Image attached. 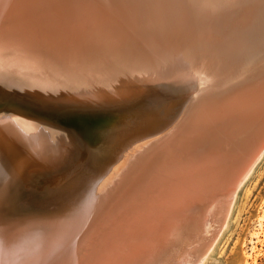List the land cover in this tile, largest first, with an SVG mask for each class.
I'll return each instance as SVG.
<instances>
[{
    "label": "bare ground",
    "instance_id": "obj_1",
    "mask_svg": "<svg viewBox=\"0 0 264 264\" xmlns=\"http://www.w3.org/2000/svg\"><path fill=\"white\" fill-rule=\"evenodd\" d=\"M121 1L122 3H120L119 0H0V65L6 64V60L10 59L11 55H19L22 57L20 58L21 62H19V66L21 64L26 67L32 66V64H36V66H45L46 64L49 66L55 65L54 67H56L57 70L59 66H61L64 73L67 72V74H71L72 76L75 75L78 80L77 82H84L83 80H85V82L88 83L87 81L92 80V82L98 83L99 81H104L99 83H107L112 81L105 72L101 73L97 72L95 69L93 70L90 60H92L91 58L96 54H103L104 51H109L110 49L114 50V47L117 46L115 42L121 35V33H118L119 31L122 33L132 32L128 29L122 31L119 28L122 26L121 24H124L122 22L126 23L127 21L124 17V20L122 19L123 9H127V7L132 4L135 5V3H131L127 6L123 0ZM210 2L213 3V6L211 9V18L206 21V23H208V30L203 33L197 32V35L193 39L189 57L187 56L184 60L187 64L190 77L171 80L172 82L176 81L174 83L176 89H180L183 94L181 97V106L177 109V113H175L173 120H170L172 115V113H170V116H167L168 118H164L165 123H167L161 124L164 122L163 121L160 123V126H158L157 129L161 130L158 134L153 137L149 135L148 140H142L140 138L141 141L136 143L138 145L134 146V144H132V146L129 147L127 151L124 150L120 156L117 155L119 151L113 155L114 165H112L111 168L105 166L108 167L106 168L108 175H102L100 177L98 173L95 183L92 184L93 187L89 188L88 191L80 193L79 199L81 200L78 202H73L72 205L65 206L60 211H56L57 213L45 214L44 211H46L47 208L50 209L49 205L44 206L42 204L37 208L35 205L36 203L33 204L35 201L33 202L32 198L33 192L36 191V195L38 192L43 191L48 182L54 177H57V174L63 169L72 168L76 163L78 164L80 161L82 163L87 157L90 159L94 156L93 159L95 160L96 158L99 161L102 159L97 154L98 150H96V152L91 149L92 146L87 148L86 146L88 145H81L82 137L79 133L82 134V132H75L72 127L71 129L73 130L66 129L65 123H54L55 120L51 119H58V115L55 113L54 116L50 117L51 119L44 117V115L50 116V113L42 112L33 115L30 110L31 107L29 108L30 113H28L29 111L26 112L24 109L22 111L20 107L19 111L17 109L18 107H15V105L13 106L15 114L16 112L18 114L21 112L27 115L31 114L32 118H34L31 119V121H28L29 118L28 120L10 119L6 120V122L0 121V264H51L52 260L57 258L63 263L65 261L63 259L66 258L68 253L82 251V253L86 254L93 239L102 233L103 241L106 243L103 245L105 247H113L114 250L119 247H125V252L128 254L126 262H129L132 257H134L133 260H135L136 256L148 250L147 248H143L145 246L143 242L151 239L148 238L147 235L144 241H135L130 234L137 226L139 227L140 224L142 226H149V222H153L151 218H155L156 215L161 219L164 216L166 217L168 213L174 215V213H178V211L181 212V209L187 205L186 203L188 201H199L211 195V192H213L211 189H213L212 187L214 185H211V188H209L210 190L203 191L202 182L204 181V183H206V179L203 178L207 174L204 173V171H206L204 166L206 164H212V167H210L212 172L215 166V158L210 157L211 159L214 158V160L212 159L213 163L204 160V153L209 154V152L214 151L215 147H219L220 150H222L226 144H228L227 147L229 148L232 146L231 149H234L235 146L239 147L240 144H236V142L241 143L245 137L248 138L249 134L247 135V133L250 129L247 128L246 134L243 132H236L235 134L231 132V124H227L230 123L227 121L228 119L224 121V117H221V119L216 117L218 122H223H219V124L214 126L209 124L208 122L210 121L207 119L210 118L211 123H214L213 116L224 109L222 108L223 106L218 104L220 99H224L226 96L230 95L229 98L221 101L222 105H224V103L233 100V97H239L244 93H247L245 96H251L257 92L255 88L258 81L262 82L259 84H264V17L249 20L248 24H250V26L242 25L239 22L238 24H232L231 22H227L225 14L228 11L227 9H230V7L234 5L233 0H220L219 2L210 0ZM155 15L158 16L159 14L155 13ZM128 19L131 21L130 18ZM156 20L157 21H151L154 27L156 24L158 26L160 23L158 22V20H160L159 18H156ZM130 21H127V23ZM182 26L184 27L183 23H180L178 25V30H180ZM85 29H87L86 31L91 30L87 33L91 38H84L83 31H85ZM178 30L176 29V31H174L177 33ZM150 32H152L151 34H157L160 32V28L158 27L156 31L153 30ZM136 33L142 37L140 32L137 31ZM163 35L164 34H162L161 37H163ZM142 41H145L144 44L146 43L145 39H142ZM211 41L212 44H214L212 50L207 47ZM147 43H149L148 40ZM144 44L138 48L129 49L126 47V51L132 50L128 51V55H133V52L147 46ZM226 46H230V48L227 49ZM224 47H226L227 51H224ZM219 48L224 51H222L223 59L221 66H219L221 60L213 55ZM53 57L55 58L53 59ZM231 59L235 62H230V65L229 61ZM56 62H58L57 66ZM227 63L228 65H226ZM222 65H225L226 68ZM118 67H109V69H112L110 73L114 74V72H119ZM96 69L99 68L97 67ZM178 73L179 72H177V74ZM77 76H79V78H77ZM155 78L152 79L150 74L143 75L141 73L140 79L138 77L139 80L128 86L125 91L128 94L129 92L131 93L132 99L138 91L147 87V84L155 82ZM176 78H179V76ZM125 91L122 93L115 91L108 92L107 94L103 92L100 94H90L94 97L82 93L78 98L84 101L92 98L89 101H92L94 104L95 101L98 102L101 99H122L119 96L126 93ZM200 92L203 94L201 100L195 98ZM122 100H125V98ZM167 102L170 103L173 112L176 108V104H171V100ZM241 102L243 101L235 104L238 106ZM9 104L11 105V103ZM91 108L92 107H89L88 109L90 110ZM61 115L67 118L70 117L69 115H65V113H61ZM156 119L160 120L159 117H156ZM57 123L58 125L60 124L61 127L56 126ZM87 123L84 125L88 126L89 123L88 125ZM214 127L220 128V131L223 132L220 134L216 133L220 137L215 135L216 138L214 137L213 139L209 138L210 140L207 141H201L203 140V134L209 132L210 137L214 135L212 131ZM255 128L254 141L258 140V142H255L253 145L258 146L254 148L252 146L250 152L247 151V153L245 152L243 155L236 156L234 161L232 160V162L228 164V172L226 171L220 176L222 178L218 189H221V194L222 191H225L228 195L234 194L232 199H234L242 181L248 176L255 163L264 152V144H261L262 137L258 134V132H262L261 135L264 134V130H259L258 127ZM145 132L147 131L145 130ZM197 133H201L202 135ZM87 134L89 136V132ZM148 134L150 133L148 132ZM209 135L205 137H209ZM121 144L124 143L121 142ZM226 148L224 152H229L230 150H226ZM239 150L240 154L244 151L241 147H239ZM89 152H92L93 156ZM215 154L214 152L212 153L214 156ZM75 156H79L77 159L78 161L76 160V163L68 166L69 161ZM112 157H108L109 160H111ZM217 157H219V155H217ZM109 160L106 159V161H101V166L107 161L109 162ZM62 172L61 174H64ZM99 172L101 173V170ZM103 172L106 171L104 170ZM159 175H161V178L164 176L162 182L160 179L158 184L153 185L155 183L153 181H155L156 177ZM172 175L177 178L176 186H178L179 189V191H177L179 195L175 197L171 195L176 188L165 185L167 176ZM199 175H203V177L201 178ZM180 176H182V178ZM230 178L232 180L237 178L232 183L235 187L229 186L228 181L231 180ZM144 184H147V186L142 188ZM208 185L210 186V184ZM216 186L215 189L217 188ZM167 189H169V193ZM219 193L220 192H218V194ZM84 195L88 196L85 197ZM226 197L224 198L227 201ZM129 199L133 201L132 207L135 206L132 211L131 209L128 210L129 222H131L129 224L130 234L129 236H122L111 243L110 237L116 234L117 227L120 228L114 221L118 219L122 212L126 211V207L129 206L126 204V201ZM232 199L230 200L233 202ZM28 200L32 202L33 206L30 205L26 207L28 206ZM205 202L207 203V201ZM232 202H230L231 205ZM207 206L208 208L211 207L212 210L214 204L213 206L207 204ZM220 206L222 207V204ZM198 208L199 207H197V209ZM204 208L205 207H202L201 209L204 210ZM229 210L227 211L228 215ZM203 212L200 213L204 214ZM16 213H19L17 214L19 216L13 218L12 216L14 214L16 215ZM221 217L224 219L226 218L224 216ZM126 220H128V217ZM206 220V222H208L209 219L206 218ZM215 221L218 220L215 219ZM225 224L226 220L224 226ZM114 227L115 229H113ZM123 227L127 229V227ZM111 230L114 233H111ZM186 235L181 236L185 237ZM99 237H101V235ZM187 239L189 238L185 240ZM203 240L205 239L203 238ZM176 241L178 240L176 239ZM205 242H207V240ZM208 243L210 242H207L209 246ZM213 244L212 242V246ZM93 253H95V251H93ZM97 253L99 256V251L95 254ZM203 253L202 255L205 256L206 253ZM186 255L188 254L185 253V256ZM195 256L196 255H194V257ZM93 257L98 260L97 262L100 261V257L96 258L94 255ZM193 261L199 264L194 258ZM193 261L190 262L194 263ZM184 262L183 264H185Z\"/></svg>",
    "mask_w": 264,
    "mask_h": 264
},
{
    "label": "rangeland",
    "instance_id": "obj_2",
    "mask_svg": "<svg viewBox=\"0 0 264 264\" xmlns=\"http://www.w3.org/2000/svg\"><path fill=\"white\" fill-rule=\"evenodd\" d=\"M119 1L120 3H122L121 0ZM142 1L143 0L132 1V3H135V5L132 4L130 6L132 9H134L135 7L136 9H139L140 6L142 7L140 11H137V13H135L134 11L131 12L127 9L123 10L122 19L124 17L125 20L130 21L128 19L130 18L131 21L128 23L127 21L126 23L122 22L124 24H121L122 26H120L119 29H121L122 31L128 29L132 32L122 33L118 30V33H121V35L115 42V44L117 45V49L115 48L116 51L112 49H110L109 51H104L103 54L94 55V57L91 58L92 60H90L93 70L95 69L97 72L101 73L105 72L108 78L112 80L110 82L99 83L104 82L99 81L97 83L90 80L87 81L88 83H86L83 79L82 80L84 82H77L78 80L76 79L75 75L72 76L71 74H67V72L64 73L61 66H59L58 70L56 69V67H54L55 65L49 66L48 64H46L45 66H36V64H32V66L28 67L21 64L19 66V62H21L20 58H22L19 55V57L17 55H11V58L6 60V64L1 63L2 65H0V121L6 122V120L10 119L28 120V118V121H31V119H34L32 118L31 114H29L30 116L22 112L20 114L16 112L15 114L13 110L14 105L15 107H18V110L20 107L22 108V111L24 109L26 112H28L29 108L31 107L30 110L33 115L35 113L38 114L42 112L50 113V116L44 115V117L47 118L54 116L55 113L58 115V119L56 120L50 118L51 120H55V122H52L65 123V126L67 127L66 129H74L75 132L81 131L82 134L79 133L82 137L81 145H88L86 146L87 148L89 146H92L94 149L92 147L91 149L95 151L98 150V152H96L98 156L102 158L100 161L96 158L94 160L92 152H89L93 156V158L88 159L87 157L82 163L80 161L77 164L76 160L79 158V156H75L68 163V166L76 163V165L72 166L73 169H78V172H76L75 176H69V173L74 172L71 167L67 169L65 168L62 170L63 172L60 171L57 174L58 179L57 177H54L56 179L53 178V181L51 180L50 182H48L43 191L38 192L36 195V191L33 192L32 201H35L33 204L36 203L35 205L37 208L42 204L44 206L49 205L50 209L47 208L48 211H44L45 214L57 213L65 206H70L73 202L76 203L81 200L79 199L78 195L79 192L81 193V191L75 192L76 196L72 197V192L74 190V188L72 187H74L73 182H75L74 178L79 177L80 179H86L85 181L88 180L89 184L86 188V191H88L89 188L93 187L92 184L95 183L98 173L100 177L102 175H108V171L106 168H111L112 165H114V159L112 157L113 155H115L119 151L117 155L120 156V154H122L124 150L127 151L128 148L132 146V144H134V146L138 145L136 143L141 141V139L148 140L149 135L153 137L158 134V132L161 130H158L157 128L158 126H160V123L164 121V118H168L167 116H170V113H172L170 120H173L175 113H177V109L181 106V97L183 96L182 91L180 89H176V86L174 84L176 81L172 82L171 80L190 77V73L187 70V64L184 60L187 56L189 57V53L192 49L193 39L197 35V32H207L208 23H206V21L211 18V9L213 3H211L210 0H144L145 3L141 5L143 3ZM217 1L219 2L220 0H215V2ZM155 13L159 15L157 16L155 15ZM156 18L160 19L158 20V22L160 23L158 24V26L156 24V26L154 27L153 24H151V21H157ZM180 23H183L184 27L182 26V28L178 30V25ZM158 27L160 28V32L157 34H151L152 32L150 31H156ZM175 28L178 30L177 33L175 32ZM137 31L142 34V37L140 35H137ZM162 34H164L163 37H161ZM142 39L146 40L145 44V41H142ZM147 40L149 43H147ZM143 44L147 46H144L140 50L133 52V55H128V51L132 50L126 51V47L129 49L138 48ZM57 65L58 62H56V66ZM108 66H119V72H114V74H111L110 72L112 71V69H109ZM95 67H98L99 69H96ZM177 72L179 73L177 74ZM141 73L143 75L150 74V76H152V79L156 77L155 82L158 83L153 82L147 84V87L142 88L137 92L138 95L136 94L131 99V93L129 92L128 94L125 90L126 88H128V86L140 79ZM178 76L179 78H176ZM77 78H79V76H77ZM115 91L120 93L125 91L126 93L119 96L122 99L125 98V100L109 98L104 100L101 99L98 102L95 101V103L93 104L92 101H89L92 98H87L88 100L85 101L78 98L82 93L90 95L93 93L100 94L101 92H103L107 94L108 92ZM90 96L94 97L92 95ZM165 96L167 97V99ZM168 100H171V104H176V108L173 112L171 110L172 108L170 107V103L167 102ZM82 102L84 105L82 104ZM9 103H11V105ZM62 106L65 107L63 108ZM89 107L92 108L89 110ZM28 113H30V111ZM61 113H65V115H69L70 117H64V115L62 116ZM156 117H159L160 120L156 119ZM87 122L89 123V125ZM85 123H87L88 126L84 125ZM164 123L165 121L161 124ZM56 126L61 127V125H58V123L56 124ZM71 127L73 129H71ZM154 129L157 131H155ZM145 130L147 132H145ZM88 132L89 136L87 134ZM148 132L150 134H148ZM245 139L246 138H244L241 143L236 141L235 142L236 144H240L239 147L243 148L242 143H245ZM121 142H123L126 147L124 146V144H121ZM227 145L228 144H226L224 148H222V151H225L224 149L227 147ZM239 147L235 146L234 149H231V146L230 148L227 147L226 150H230L229 152H234L233 154L237 156L240 151ZM119 148H123V151ZM110 156L112 157L111 160H109L108 158ZM106 159L109 160V162L107 161L105 163L106 165L102 164L101 166V161H106ZM215 166L213 167L214 171L212 170L211 172L212 174L219 170L218 165ZM226 168H228V166H226ZM99 169L101 170V173L99 172ZM104 170L107 173L103 172ZM61 172L64 174H61ZM206 172L207 171H204L205 174ZM202 184L203 191L210 190L209 188H211V185H214L212 183L209 186L208 184L204 183V181L202 182ZM215 186L216 185H214L212 187L213 189H211V191L213 190L210 195L211 199L210 196H208L204 197V199L206 198L205 200L202 198L203 200L200 199L199 201H188L186 203L187 205L181 209L183 212L178 211V213L176 212L174 213V215L168 213L166 217L164 216L162 219L157 217L156 215L155 218L153 217L154 219L151 218L153 222H149V226L145 224V226H142L141 224L139 227L137 226V228H135L130 235L135 239V241H144V238H146V236L148 235L147 237L151 239L147 241L145 240V242H143L145 245L143 248H147L149 251L146 249L147 251H145L141 255L139 254V256H136L137 258L135 257V260H133L134 257H132L129 261L130 263L128 262L127 264H183L184 260L185 264H194L195 261H193V258L199 264H264V152L255 163L251 172L240 184L234 199H232L234 194L228 195L225 191H222V194L228 197L223 196L221 194V189H218V186H216L217 188L215 189ZM217 191L220 192V195ZM68 192L72 193V195L70 194L71 198L64 201L63 199L66 197ZM62 195H64V198H62ZM84 196L87 197L88 195ZM224 197H226L227 201ZM213 198L216 200H214ZM230 199H232L233 202ZM205 201H207V203ZM229 201L232 202V205ZM27 202L28 206L26 207H29L30 205L33 206L30 200H28ZM209 202L212 205H210ZM220 202L222 204V207L224 206L223 208L220 206ZM207 204L209 206H213L214 204L212 210L211 207L208 208ZM196 206L199 208L197 209ZM202 207H205L206 209L204 208L203 210L201 209ZM194 208L196 209V212ZM213 208H215L216 210ZM226 209H230L229 215L227 213L228 210ZM200 212H203L204 214ZM17 214L19 213H16V215L14 214L12 217H18L19 215ZM205 214H208L207 217ZM220 215L226 218L224 219ZM180 217L182 220L180 219ZM205 217L209 219L208 222H206L207 220ZM203 219L205 222L203 221ZM215 219L218 221H215ZM225 220L226 224L224 226ZM204 223H207L208 226ZM181 235L186 236L182 237ZM186 238L189 239L185 240ZM203 238L205 240H203ZM176 239L178 241H176ZM206 240L207 242L211 243H208L209 246L207 245V242H205ZM180 242L183 244H181ZM212 242L214 243L213 246ZM193 245L196 246L194 247ZM187 246L189 250L187 249ZM204 247L205 250L209 252H206L204 250ZM185 253L188 254L186 255L187 257L185 256ZM202 253H206L205 256H203ZM191 254L196 255L195 257L197 258H195L194 255L192 256ZM201 257L203 258V260ZM141 260L144 263H142ZM189 260L193 261L194 263L190 262Z\"/></svg>",
    "mask_w": 264,
    "mask_h": 264
},
{
    "label": "water",
    "instance_id": "obj_3",
    "mask_svg": "<svg viewBox=\"0 0 264 264\" xmlns=\"http://www.w3.org/2000/svg\"><path fill=\"white\" fill-rule=\"evenodd\" d=\"M123 1H124V3H127V6H128L129 3H132V1H136V0H123ZM142 2L143 3L141 5H143L145 3L144 0ZM233 2H234V5H232L230 7V9H227L228 11L225 14V17H226L225 19L227 20V22H231L232 24H238V22H239L242 25L250 26V24H248L249 20L255 19V18L259 19L260 17H264V0H233ZM141 8H142L141 6L139 9H136V7L134 9L130 8V6L127 7L128 10H130L131 12L134 11L135 13H137L138 10L140 11ZM123 10H125V9H123ZM86 30L87 29H85V31H83L84 36H85L84 38H91L87 34L91 30H89V31H86ZM211 44H212V41L210 44L207 45V47H209L212 50L214 44H212V45ZM226 47H227V49L230 48V46H226ZM226 47H224L225 48L224 51H227ZM115 48L116 47H114V50L116 51ZM222 51H223V49L220 50V48H219V50L216 53H213L214 56L218 57L221 60L219 63V66H221L222 59H223ZM54 58L55 57H53V59ZM233 61L234 60L231 59L229 61V64L231 65V63H233ZM226 65H228V63ZM224 68H226V66ZM260 82L261 81H258L257 82L258 84H256L255 89L257 90V92H255L251 96H249V95L245 96L247 93H244L243 95H240L239 97H233L234 98L233 100H230L228 103H224V105H222L221 101L229 98L230 95L226 96L224 99H220L218 104L220 106H223L222 108H224V109L219 111L217 114H215V116H213V119H214L213 122L214 123H211L210 118L207 119L208 121H210V122H208V121L207 122L209 124H212L213 126L219 124V122H220V121L218 122L216 120V117L219 119H221V117L222 118L224 117V121L226 119H228L227 121H229L230 123H227V124H231V132L235 133V134H236V132H238V133L243 132L244 134H246L247 128L250 129V131L247 133V135L249 134L248 138L245 137L246 141H245V143H242L244 151L242 154L238 153L237 156L243 155L245 152L247 153V151L250 152L252 150L251 149L252 146H253V148L258 146V145H256V146L253 145L255 142H258V140L254 141V138H255V132L254 131L256 130L255 127H258L259 130H261V129L264 130V84H259ZM202 97H203V94H202V92H200L197 95V97H195V98L201 100ZM240 101H243V102H241V104H239L237 106L235 103H238ZM222 122H220V123H222ZM212 131L214 132V135L211 137L209 135V132L207 134H203V135L201 133H197V134L202 135L203 140H201V141H205V140L207 141V140H210L209 138L213 139L215 137V135H217L216 133H219V134L223 133L220 131V128H215V127L212 128ZM198 132H200V131H198ZM261 133L258 132V134L262 137L261 138V140H262L261 144H264V141H263L264 140V134L261 135ZM206 135H209V137H205ZM217 137H220V136L217 135ZM230 137H231V135H230ZM206 143H208V142H206ZM213 152L216 153L215 156L212 155ZM233 153L234 152H227V151L224 152V151L220 150L219 147H215L214 151L209 152V154L204 153V155H205V156H203L204 160H208L209 162L213 163V160L215 158L214 162H215V165H218L219 170L217 172H215L214 174H212L211 169H210V167H212V164L211 165L206 164L204 166V168L207 171L206 172L207 174L205 177H203V175L202 176L200 175V177L206 178L207 184L213 183L214 185H217L219 187L220 180L222 178L220 176L223 175L228 170V168H226V166H228V164H230L232 162V160L234 161V159L236 157V155H234ZM217 155H219V157H217ZM210 157H214V158H212L213 160ZM72 170L74 172L69 173L70 177L75 176L76 172H78V169L75 170L72 168ZM167 175H169V174H167ZM163 177L161 178V175L156 177L155 181H153V182H155L153 185L158 184L160 182V179L162 182ZM180 177L182 178V176H180ZM235 177H236V175H235ZM233 179H235V178H233ZM74 180H75V182H73L74 183V187H73L74 190L72 192L73 195L71 192H68V194L64 198V195L66 194L65 193L64 195H62L63 196L62 198H64L63 199L64 201L66 199L71 198L70 194L73 197V196H76L75 192H77V191H81V193L86 191V188L89 184L88 180L85 181L86 179H82V178L80 179L79 177L74 178ZM176 180H177V178L173 175L167 176V178H166V184L165 185L176 188V189H174L173 194L171 195L172 197L179 195V193L177 192V191H179V189H178V186H176V183H177ZM235 180L231 179L228 181V184L230 187H235V185L232 184ZM147 184L142 185V188L147 186ZM167 191L169 193V189H167ZM54 194H56V193H54ZM78 195H80V192ZM132 202L133 201L131 199L126 201V204H128L129 206H127L126 211L122 212V214L119 215L118 219H116V221H114V222H116V224H118L120 226V228L117 227L118 229L116 231V234L110 237L111 243L114 242L116 239L121 238L122 236L123 237L127 236V235L129 236V234H130L129 224L131 222H129L128 210L131 209V211H132L133 208L135 207V206L132 207V204H133ZM127 217H128V220H126ZM123 226L127 227V229L124 228ZM113 229H115V227ZM112 230H111V233H114ZM100 235H101V237H99ZM100 235L93 239L92 243L89 246V250L87 251L86 254L82 253V251L68 253L66 258L63 259V260H65L63 263L61 260H59V258H57L55 260H52L51 264H127L128 262H126L127 261L126 258H127L128 254H127V252H125V247H119L116 250H114L113 247H105L103 245L105 243L103 241V237H102L103 233ZM93 251H95V253L99 251V256H98V253L95 254V253H93ZM93 255L96 258L100 257V261L97 262L98 260H96L93 257Z\"/></svg>",
    "mask_w": 264,
    "mask_h": 264
}]
</instances>
